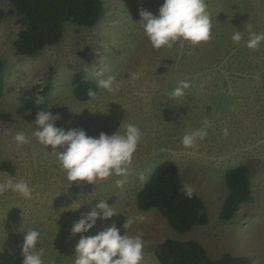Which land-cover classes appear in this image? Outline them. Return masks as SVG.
<instances>
[{
    "label": "rangeland",
    "instance_id": "obj_1",
    "mask_svg": "<svg viewBox=\"0 0 264 264\" xmlns=\"http://www.w3.org/2000/svg\"><path fill=\"white\" fill-rule=\"evenodd\" d=\"M102 1L105 11L96 24L67 22L58 43L28 57L13 45L22 29L14 8L0 0V182L10 175L34 189L30 199L11 192L0 196V264H22L21 245L31 229L40 232L37 246L44 250V264H74L80 236L95 235L113 223L120 235L141 237L142 264H159L154 247L167 238L195 240L212 259L227 253L264 264V42L256 49L246 47L248 25L264 33V0H206L211 39L160 49L151 46L140 11L158 14L164 0ZM237 30L243 36L239 44L231 39ZM77 73L96 84L88 100L73 93ZM132 73L139 79H130ZM109 76L120 84L115 94L98 86ZM183 80L191 85L184 97L171 98ZM37 95L45 98L42 104L36 103ZM41 110L61 116L57 127L83 128L92 137L123 134L129 123L138 126L143 136L128 174L69 186L51 146L32 135L31 123ZM205 120L207 136L195 148L184 147L183 135L204 127ZM17 132L31 143L17 147ZM163 161L174 162L182 187L190 184L203 199L206 224L178 232L156 208L138 207V192ZM240 164L249 168L251 198L223 220L220 210L229 193L224 173ZM142 175L146 180L141 181ZM121 179L125 183L118 187ZM99 200H107L117 214L72 236L73 223ZM127 219L133 223L125 229Z\"/></svg>",
    "mask_w": 264,
    "mask_h": 264
},
{
    "label": "clouds",
    "instance_id": "obj_2",
    "mask_svg": "<svg viewBox=\"0 0 264 264\" xmlns=\"http://www.w3.org/2000/svg\"><path fill=\"white\" fill-rule=\"evenodd\" d=\"M142 28L154 49L161 47L172 48L178 42H189L192 45L200 44L211 39L212 22L206 0H164L158 10L153 14L147 10L140 11ZM249 36L246 47L256 49L264 42V33L251 30L248 25ZM232 41L239 44L243 36L239 30L231 37ZM130 79H139L138 73H132ZM98 86L107 93L115 94L120 89L115 77L109 76L98 81ZM190 82L183 80L170 93L171 98L184 97L185 90L190 87ZM89 95H95L90 90ZM45 98L37 95L36 103L42 104ZM61 119L59 114L51 111H38L32 135L41 144L51 146L56 154L57 162L66 171L67 180L70 182H87L96 184L97 180H105L112 176H126L133 162V155L137 151L143 133L134 124H127L123 134L108 135L101 132L98 137L87 135L83 128L65 130L57 127L56 122ZM186 132L182 137V144L186 148H195L198 141L207 136V126ZM226 136L228 130L223 129ZM17 147L31 143L24 132H17L13 136ZM141 181L146 180L143 175ZM124 180H117L118 187H122ZM34 189L28 181L15 180L13 176L0 182V196L11 192L25 199H30ZM184 195L191 199L195 189L188 183L183 185ZM107 200H99L87 213H83L71 228V235L88 233L96 227L97 220L107 221L117 212ZM81 207V206H80ZM79 207V208H80ZM133 221L127 219L124 228L131 227ZM40 232L34 229L25 232L21 245L23 256L22 264H44L43 248H38ZM144 244L140 236L120 235V229L113 223L109 227L98 229L95 235H81L75 246L74 264H142L144 260Z\"/></svg>",
    "mask_w": 264,
    "mask_h": 264
},
{
    "label": "trees",
    "instance_id": "obj_3",
    "mask_svg": "<svg viewBox=\"0 0 264 264\" xmlns=\"http://www.w3.org/2000/svg\"><path fill=\"white\" fill-rule=\"evenodd\" d=\"M7 1L22 25L13 43L14 48L28 57H34L46 46L58 43L63 37L65 23L91 27L105 11L102 0ZM3 71L4 62L0 59V98L3 94ZM73 85L75 97L82 101L92 97L90 90L94 93L97 90L96 84L84 78L82 73L74 75ZM224 181L229 193L222 204L220 218L229 220L240 205L251 198L248 166L240 164L226 170ZM137 205L141 210L156 208L178 232H187L193 226L204 225L208 221L203 199L197 193L191 199L184 195L178 168L172 161H163L156 166L137 194ZM154 254L159 264H251L247 257L227 253L212 259L204 246L195 240L167 238L156 244Z\"/></svg>",
    "mask_w": 264,
    "mask_h": 264
}]
</instances>
